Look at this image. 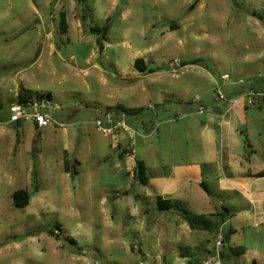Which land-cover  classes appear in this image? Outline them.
Returning a JSON list of instances; mask_svg holds the SVG:
<instances>
[{"label": "rangeland", "instance_id": "rangeland-1", "mask_svg": "<svg viewBox=\"0 0 264 264\" xmlns=\"http://www.w3.org/2000/svg\"><path fill=\"white\" fill-rule=\"evenodd\" d=\"M258 13L264 16V0H0V264H145L157 242H170L160 219L177 213L151 198L147 213L140 200L134 213L143 186L113 168L111 136L94 123L104 111L97 104L104 99L105 110L125 112L139 133L133 141L123 134L134 146L163 115L191 103L198 109L196 96L212 109L218 89L251 92L249 108L259 111ZM138 57L154 72L140 71ZM195 58L199 64L183 65ZM21 88L29 100L50 99L43 111L64 126L11 122ZM103 151L110 157L103 160ZM67 161L78 174H66ZM18 189L32 193L25 208L13 204ZM195 210L203 236L217 235ZM156 221L160 229L153 230Z\"/></svg>", "mask_w": 264, "mask_h": 264}, {"label": "crops", "instance_id": "crops-1", "mask_svg": "<svg viewBox=\"0 0 264 264\" xmlns=\"http://www.w3.org/2000/svg\"><path fill=\"white\" fill-rule=\"evenodd\" d=\"M241 91L224 92V99L212 94V112L200 113L191 103L174 115H163L146 129L133 151L121 132L111 136L109 146L117 173L136 179V161L145 165L147 183L138 181L144 196L138 193L133 201L134 213H138V200L147 213V201L151 198L157 204L159 195L184 203L190 211L202 209L208 219L203 228H217L224 236L220 251L224 264H264V175H259L264 170V107L250 109L255 106L249 105ZM257 93H264V83ZM257 97V106H262L264 96ZM102 101L97 104L99 113L109 104ZM182 109L188 112L180 113ZM105 153L103 160L110 157ZM160 222V231L171 232L170 242H157L145 264H202L215 254L218 233L203 236L199 226L177 214ZM154 225L153 230L160 229L158 221Z\"/></svg>", "mask_w": 264, "mask_h": 264}, {"label": "built area", "instance_id": "built-area-1", "mask_svg": "<svg viewBox=\"0 0 264 264\" xmlns=\"http://www.w3.org/2000/svg\"><path fill=\"white\" fill-rule=\"evenodd\" d=\"M228 78V74L222 76V79L225 82H228ZM216 93L220 99L225 98L224 93L220 89H218ZM247 95L250 96L252 95V93L247 92ZM257 96H264V93H257ZM194 102L199 104L198 111L200 113L213 111V109H210L202 103L199 96H196L194 98ZM50 103V99H28L25 101L19 100L18 103H14L12 105L11 109L13 117L11 118V122H21L24 119H29L34 123L37 128H42L51 124L63 127L64 124L58 121L53 114L48 111H43V109H46ZM94 123L96 125L97 130L103 133L105 136H112L121 132L125 134L129 140L133 141L137 134H139L138 131L127 122L125 112L121 109H110L103 111L102 114L96 118ZM128 145L129 148H131V151H133V143L130 142L128 143ZM223 241L224 236L222 232L219 231L217 235L215 254L203 260L201 262L202 264H222L220 251L223 245Z\"/></svg>", "mask_w": 264, "mask_h": 264}, {"label": "trees", "instance_id": "trees-1", "mask_svg": "<svg viewBox=\"0 0 264 264\" xmlns=\"http://www.w3.org/2000/svg\"><path fill=\"white\" fill-rule=\"evenodd\" d=\"M255 14V13H254ZM257 17L264 20V16L262 14H257ZM61 29L62 31H67L68 29V21H67V15L66 13L62 12L61 13ZM107 27V26H106ZM106 27H104L106 29ZM93 32H101V29L99 28H92ZM102 33H104V37L106 36V30H103ZM101 46H103V44H100ZM200 63V59L199 58H195L192 60H189L187 62H184L183 65H187V64H199ZM135 66L143 72H154L153 68H149L148 65L145 63L144 59L141 57H138L135 60ZM24 92H26V90L24 88H21V93H20V101H25L28 100L29 98H32L31 94L28 93L29 95H25ZM141 108V107H140ZM139 110V109H138ZM128 113V111H127ZM134 113H137V109L134 110ZM129 114V113H128ZM130 115V114H129ZM0 119H3V116L0 114ZM4 120V119H3ZM16 123H20L19 121ZM18 140V139H17ZM75 163H70V162H66L65 163V171L70 172L72 175H74L75 173V168H74ZM135 178L141 182L142 184H146L147 183V175H146V171H145V165L143 164V162L141 160H137L136 161V168H135V172H134ZM259 175H264V170L259 172ZM201 186L207 191L209 192V188L208 186L202 182ZM38 187L36 189V192L38 191ZM32 197V193L29 192L27 189H18L14 192L13 194V204L15 207L17 208H25L26 206L29 205L30 200ZM157 206L160 210H166V209H174L175 212L180 215L185 217L188 222L193 225V226H197V220L200 219V217L193 215L192 212L186 210V208L184 209L183 206L181 205V202L179 201H173L170 198H164L162 196H158L157 197ZM202 217V216H201ZM203 221L202 224L204 226H207L208 224V219L206 218V216L203 215ZM197 223V224H196ZM58 229H61L59 225H57ZM52 233H55V235H58V231H54L51 230ZM226 236L229 238L230 233L225 234V238ZM71 242H74V239H70Z\"/></svg>", "mask_w": 264, "mask_h": 264}, {"label": "water", "instance_id": "water-1", "mask_svg": "<svg viewBox=\"0 0 264 264\" xmlns=\"http://www.w3.org/2000/svg\"><path fill=\"white\" fill-rule=\"evenodd\" d=\"M37 142H38V135H36V136L34 137V141H33V143H32V149H33V150L36 148V146H37Z\"/></svg>", "mask_w": 264, "mask_h": 264}]
</instances>
